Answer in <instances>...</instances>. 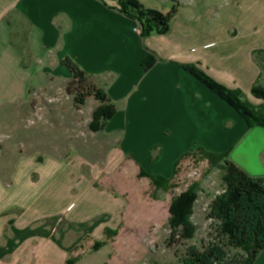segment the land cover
Instances as JSON below:
<instances>
[{
    "label": "crops",
    "instance_id": "0c3cea01",
    "mask_svg": "<svg viewBox=\"0 0 264 264\" xmlns=\"http://www.w3.org/2000/svg\"><path fill=\"white\" fill-rule=\"evenodd\" d=\"M187 1L179 5L166 34L142 38L134 31L136 21L121 13L116 1L0 0V106L17 100L27 104L33 83L43 93L64 88L71 74L62 62L70 58L116 108L109 123L119 134L121 150L116 164L106 169L113 172L128 160L149 176L169 180L177 162L201 148L228 154L249 175L264 178V128L249 129L234 109L184 69L196 64L218 83L250 94L262 72L254 54L264 51V0H210L206 13L215 3L227 11L213 10L205 18L196 7L203 0ZM143 4L159 11L151 0ZM149 56L155 62L146 72L142 63ZM37 62L41 76L34 69ZM49 71L58 72L64 82L60 85ZM44 76L48 82L40 83ZM89 101L101 106L89 98L84 108ZM156 146L160 156L151 162L148 151ZM9 149H0V264H40L38 258L47 259L48 253L52 260L58 256L57 249L72 255L82 245L77 238L64 249L62 242L71 232L92 236L98 230L103 241L105 230H117L123 212H103L90 220L62 217L61 230L55 227L61 216L52 214L40 227L38 193L27 181L31 169H23L35 161L17 155L4 161L1 153L8 158ZM116 217L121 220L112 225ZM254 264H264V250Z\"/></svg>",
    "mask_w": 264,
    "mask_h": 264
},
{
    "label": "rangeland",
    "instance_id": "374dc122",
    "mask_svg": "<svg viewBox=\"0 0 264 264\" xmlns=\"http://www.w3.org/2000/svg\"><path fill=\"white\" fill-rule=\"evenodd\" d=\"M145 1L139 2L147 9L143 4ZM151 1L162 14H167L174 4L189 3L187 0ZM208 1L210 0L196 4L199 11L197 14L204 13L203 18L213 10L216 14L227 11L217 8L215 3L214 8L206 13ZM233 11L236 10H231ZM136 23L140 25L139 21ZM194 27L198 28L199 24ZM233 28L239 30L241 26L234 25ZM35 68L41 76L42 64L34 65ZM48 73L55 76L60 85L64 82L58 72ZM43 82H48L45 76L40 78V83ZM260 83L264 86V71ZM32 86L35 90L31 88L27 104L17 100L0 106V149L10 147L8 158L1 153L4 161H14L15 155L27 158V161H35L23 169H31L27 181L30 186L32 184V192L38 193L39 217L40 220L44 219L39 222V226L44 227L45 218L53 215L61 216L60 221L58 219L55 223V227L61 230L64 225L62 217L75 220L81 215L90 220L103 212H123L122 220V216L112 220V225L121 220L117 228L118 235L111 240L107 239L108 245L100 252L87 256L90 246L100 241L103 233L97 230L90 236L86 232H71L69 239L65 238L62 242L64 249L70 247L72 240L77 238L82 246L72 249L74 253L71 255L68 252L66 256L61 249H57L58 256H53L52 260L48 253L47 259L38 258L40 264H66L67 255L69 258H87L82 264H180L175 256L176 251L183 254L191 245L201 248L215 237L214 225L207 219L206 212L214 197L223 191L222 172L219 168L210 169L199 158L192 160L187 163L182 174L178 175L176 187L172 190L153 187L151 180L141 177L142 170L139 171L128 160L112 172L106 168L116 164L114 161L121 150L116 141L119 134L112 132L114 124L109 123L110 121L100 131L91 128L96 122L94 114L99 104L89 101L85 108L82 106L77 109L73 96L67 93L68 85L56 90H46L45 93L36 88L35 83ZM243 93L245 99L255 105L257 100L252 94ZM120 137H123L121 132ZM125 147L126 145L122 147L123 152ZM148 153L151 162L157 161L160 156L158 146ZM147 165L149 166L148 163ZM187 186L197 187V200L191 218L196 232L191 238L176 237L171 242L172 224L169 212L172 198L184 194L188 190ZM26 193L27 191L24 192ZM45 230L53 233L49 226H45ZM149 241H153L154 248H150Z\"/></svg>",
    "mask_w": 264,
    "mask_h": 264
},
{
    "label": "trees",
    "instance_id": "16d2710c",
    "mask_svg": "<svg viewBox=\"0 0 264 264\" xmlns=\"http://www.w3.org/2000/svg\"><path fill=\"white\" fill-rule=\"evenodd\" d=\"M111 1L119 4V11L125 16L139 21L142 38L166 34L179 11L177 4L164 15L157 10L146 9L138 0ZM254 60L262 67L260 78L251 91L252 96L260 102L258 105L247 101L240 89H230L218 83L196 64L186 65L184 69L234 109L249 129L264 128V86L260 83L264 71V51L255 52ZM154 62L153 57L146 58L142 63L144 70L148 72ZM62 64L71 74L67 93L73 96L75 108L84 106L89 98L101 103L94 114L96 122L91 125L93 130L100 131L114 117L115 106L105 91L98 88L72 59L65 58ZM197 158L206 162L210 169L219 168L222 172L223 191L214 197L206 212L207 219L214 225L215 237L201 248L191 245L183 254L176 251V258L180 264H254L264 250V178L252 177L233 163L228 154L210 153L201 148L184 155L177 162L174 175L169 180L161 176H149L143 171L140 175L151 180V185L155 188L172 190L176 187V178L182 174L187 163ZM193 186H189L184 194L172 198L169 212L172 224L171 242L177 235L179 239H186L193 237L196 232L191 220L197 200V187ZM117 235V230H105L106 240L94 242L88 254L100 251L108 245L107 239L111 240ZM82 258L70 257L66 264H76Z\"/></svg>",
    "mask_w": 264,
    "mask_h": 264
},
{
    "label": "built area",
    "instance_id": "2783aa9c",
    "mask_svg": "<svg viewBox=\"0 0 264 264\" xmlns=\"http://www.w3.org/2000/svg\"><path fill=\"white\" fill-rule=\"evenodd\" d=\"M139 24H140V23H139ZM134 31L137 32V33H139V34H141V32H142L141 25H137V27L134 28ZM196 173H198V172H196ZM190 176H191V175H189V177H190ZM188 187H189V186H187L186 188H188ZM205 210H206V209H205ZM176 237L179 238V235H177ZM148 244H149L150 248H154L153 241H149Z\"/></svg>",
    "mask_w": 264,
    "mask_h": 264
}]
</instances>
